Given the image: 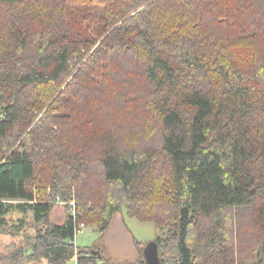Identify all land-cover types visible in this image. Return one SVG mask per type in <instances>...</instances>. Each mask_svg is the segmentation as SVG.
Listing matches in <instances>:
<instances>
[{
	"label": "trees",
	"instance_id": "16d2710c",
	"mask_svg": "<svg viewBox=\"0 0 264 264\" xmlns=\"http://www.w3.org/2000/svg\"><path fill=\"white\" fill-rule=\"evenodd\" d=\"M15 210L41 224L3 264H110L76 221L123 210L168 227L161 264H264V0H0V226Z\"/></svg>",
	"mask_w": 264,
	"mask_h": 264
},
{
	"label": "rangeland",
	"instance_id": "374dc122",
	"mask_svg": "<svg viewBox=\"0 0 264 264\" xmlns=\"http://www.w3.org/2000/svg\"><path fill=\"white\" fill-rule=\"evenodd\" d=\"M91 11L83 10L82 16L75 21L74 26L84 35L89 33L93 38L99 39L102 28L94 29L96 23ZM14 202H24V200H14ZM55 207L61 208L62 212L68 215V209L65 206L55 205ZM51 215V220L53 219L55 222H60L62 219V215L58 216L55 210ZM7 218L8 223L0 226V257L9 254L17 246L31 245L37 234V228L41 224L34 221L31 212L25 214L15 210L9 213ZM115 218L113 226L104 232L100 231L95 224L87 225L82 232L76 234L75 245L82 249L94 248L102 251L110 264H161L155 247L156 243L152 240L159 233L163 237H168V227L160 228L152 220H141L137 217L127 216L125 210L117 212ZM17 226L21 228L17 229ZM124 226L127 231L123 229ZM135 238L145 245L147 244L144 250L145 245L141 248L137 247ZM235 247L237 248V244ZM0 264H3L1 258ZM26 264L51 263L42 260L28 261ZM64 264H77V261L72 258Z\"/></svg>",
	"mask_w": 264,
	"mask_h": 264
},
{
	"label": "built area",
	"instance_id": "2783aa9c",
	"mask_svg": "<svg viewBox=\"0 0 264 264\" xmlns=\"http://www.w3.org/2000/svg\"><path fill=\"white\" fill-rule=\"evenodd\" d=\"M38 200H42L44 202L53 203L54 205H63L65 206L68 211L72 214L73 217H78V208H77V201L76 196L73 194L72 196H69L67 198L61 196L60 194L54 195L51 189L47 190V193L43 196H36L35 200H32L31 202H35ZM87 224L84 221H76V228H75V236L78 232H82ZM74 244H75V238H74Z\"/></svg>",
	"mask_w": 264,
	"mask_h": 264
},
{
	"label": "crops",
	"instance_id": "0c3cea01",
	"mask_svg": "<svg viewBox=\"0 0 264 264\" xmlns=\"http://www.w3.org/2000/svg\"><path fill=\"white\" fill-rule=\"evenodd\" d=\"M53 210H55V212H56V214L58 215V216H61L62 215V219H61V221L60 222H63V221H65L66 220V217H67V213H66V215H65V213L64 212H62V209L61 208H58V207H54L53 208ZM53 212V211H52ZM52 216V215H51ZM116 217V214L114 215V219H113V221H112V224H111V226H113V223L115 222V218ZM125 231H127V228H125V226H124V228H123ZM102 252V251H101ZM105 256V255H104Z\"/></svg>",
	"mask_w": 264,
	"mask_h": 264
},
{
	"label": "water",
	"instance_id": "95a60500",
	"mask_svg": "<svg viewBox=\"0 0 264 264\" xmlns=\"http://www.w3.org/2000/svg\"><path fill=\"white\" fill-rule=\"evenodd\" d=\"M155 247H156V246H155ZM156 248H157V247H156ZM156 248H155V249H156ZM155 249H154V250H155ZM150 250H151V249H150ZM155 253H156V252H155Z\"/></svg>",
	"mask_w": 264,
	"mask_h": 264
}]
</instances>
